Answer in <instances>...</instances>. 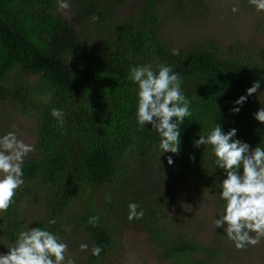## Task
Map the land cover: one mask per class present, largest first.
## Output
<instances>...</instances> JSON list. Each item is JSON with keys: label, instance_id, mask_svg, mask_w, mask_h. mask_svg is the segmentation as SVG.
Here are the masks:
<instances>
[{"label": "trees", "instance_id": "obj_1", "mask_svg": "<svg viewBox=\"0 0 264 264\" xmlns=\"http://www.w3.org/2000/svg\"><path fill=\"white\" fill-rule=\"evenodd\" d=\"M69 3L72 19L58 10L57 0H0V102L33 119L37 134V153L22 165L24 185L15 203L0 212L4 242L12 245L29 225L61 240L72 230L89 240L87 257H72L75 264H100L117 248L120 231L134 224L161 260L207 264L200 257L213 260L224 251L166 228L172 193L164 184L209 194L222 208L215 196L220 171L208 152L192 144L215 121L225 132L236 128L237 138L253 148L264 146V125L253 118L264 108V50L225 46L212 37L171 45L165 36L170 22L212 16L205 0H140L126 18L128 0ZM148 63L154 70L172 66L191 102L181 152L171 166L166 157L172 154L160 158L151 126L139 130L135 123L129 69ZM257 80L260 91L231 115L233 101ZM53 108L64 112L62 124L51 116ZM130 203L140 205L142 219L128 220ZM52 218L55 225L48 224ZM97 246L102 251L93 256Z\"/></svg>", "mask_w": 264, "mask_h": 264}, {"label": "clouds", "instance_id": "obj_2", "mask_svg": "<svg viewBox=\"0 0 264 264\" xmlns=\"http://www.w3.org/2000/svg\"><path fill=\"white\" fill-rule=\"evenodd\" d=\"M58 10H68L69 0H57ZM256 11L264 12V0H249ZM237 12V8L232 9ZM99 17L92 16L95 23ZM173 55H178L172 49ZM128 79L135 87V123L139 130L156 133L157 151L160 158L167 153V164L173 165V157L181 152V126L186 117L192 115L191 102L182 90L180 74L167 64H159L154 70L151 63L132 66ZM261 81L257 80L246 90V94L233 101L229 109L237 115L248 97L257 94ZM64 112L53 108L51 116L59 123L64 121ZM254 120L264 125V108L253 114ZM193 148L208 152L214 171H220L216 198L221 202L222 212L214 220L215 229L232 242L235 249L244 250L256 246L264 238V146L260 142L254 148L237 138V129L223 130L220 123L205 133L197 134ZM30 144L19 139L16 132L0 136V212H5L15 203L18 190L24 185L23 163L33 151ZM195 161V156H190ZM144 216L137 203L128 205V220H139ZM91 222V221H90ZM55 218L49 225H55ZM87 245H81L85 250ZM68 244L53 231L37 226L21 230L6 253H0V264H75L66 256ZM102 249L94 247L93 256H99Z\"/></svg>", "mask_w": 264, "mask_h": 264}, {"label": "rangeland", "instance_id": "obj_3", "mask_svg": "<svg viewBox=\"0 0 264 264\" xmlns=\"http://www.w3.org/2000/svg\"><path fill=\"white\" fill-rule=\"evenodd\" d=\"M139 1L128 0L122 15L128 17ZM205 3L208 5L207 12L212 13L206 21H172L168 24L165 36L171 45L182 47L191 39L212 37L225 46L239 45L246 49H256L255 52L258 49L264 50V12L256 11L249 0H205ZM234 7L238 9L237 12L232 11ZM62 13H68V17L73 18L68 10H62ZM263 98L264 95L262 101ZM12 131L34 149L25 157V163L37 153L35 121L14 113L6 102H0V136ZM166 182V190L172 193V204L167 207V217L171 224H167L166 228L191 237L203 247H219L224 251V254L213 260L209 256H202L201 259L205 258L207 264H264V238L256 246L244 250L235 249L222 229H215L213 220L222 212V208L209 194L194 193L189 186L176 188L170 180ZM118 237L117 248L114 247L100 264H173L160 259L159 254L155 253V247L137 225L127 226ZM62 242L68 244L67 257H87L89 240L86 236L71 230ZM81 245H87V248L82 250ZM11 246L4 242L0 234L1 253H6Z\"/></svg>", "mask_w": 264, "mask_h": 264}]
</instances>
